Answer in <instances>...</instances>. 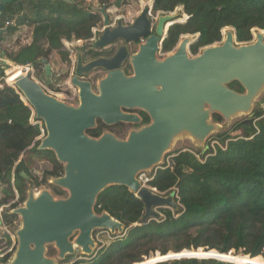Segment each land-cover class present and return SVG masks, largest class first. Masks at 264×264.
Here are the masks:
<instances>
[{
  "label": "water",
  "instance_id": "obj_1",
  "mask_svg": "<svg viewBox=\"0 0 264 264\" xmlns=\"http://www.w3.org/2000/svg\"><path fill=\"white\" fill-rule=\"evenodd\" d=\"M15 1L0 0V18ZM99 11L104 18L102 31L88 54L77 51L70 79L77 89V104L50 94L31 70L11 84L45 126L46 135L37 150L52 151L63 165L64 174L49 177V185L68 196L58 197L50 187L31 186L23 205L10 212L20 217L14 230L16 247L9 260L0 264H68L78 253L96 258L98 230L113 236L126 233L121 221L107 211H96L99 196L112 186L127 187L143 201L142 222L160 219L158 210L178 211L177 190L169 195L156 193L142 186L139 176L160 168L178 140H189L202 150L211 136L234 119L252 115L264 92V30H257L253 42L241 44L236 30L226 28L220 44L196 56L189 49L200 35H186L173 52L161 56L170 28L185 22L178 15H157L152 3L131 23L120 18L113 24L106 8ZM150 11L157 16L154 22ZM107 48H113V53L89 58L92 51ZM44 63L50 75L51 65ZM98 70L104 74L94 81L86 79ZM234 82L242 91L230 87ZM140 112L149 117V123L143 124ZM216 115L222 120L215 121ZM100 122L109 129L134 127L124 138L111 130L91 136L89 131L98 129ZM243 123L251 124L249 119ZM21 176L29 179L25 172ZM50 247L56 250L55 256H49ZM181 254L168 259L188 257Z\"/></svg>",
  "mask_w": 264,
  "mask_h": 264
},
{
  "label": "trees",
  "instance_id": "obj_2",
  "mask_svg": "<svg viewBox=\"0 0 264 264\" xmlns=\"http://www.w3.org/2000/svg\"><path fill=\"white\" fill-rule=\"evenodd\" d=\"M71 1L73 3L64 0H16L8 5L2 27L18 18L16 24L6 28L9 34H14L23 25L34 26L32 42L16 50L3 48L1 42L4 39L0 38L4 58L13 64L10 68L32 65L35 77L40 78L46 74L44 60L50 63L53 52H58L64 61L70 62L64 41H83L81 49L84 52L90 49L93 30L103 26V15L86 0ZM99 2L106 9L112 6L109 0ZM152 2L155 12L171 13L183 8L188 16L185 23L170 28L163 43V53L171 52L186 35H200L190 46L191 52L197 54L200 49L221 42L226 28L236 30L239 43L253 40L254 30H264V0ZM2 77L4 70L0 65V194L5 195L0 199V206L16 199L14 181L19 200L4 214L5 224L13 227L19 218L10 211L26 199V180L21 173L33 178L32 163L28 159L35 157L52 163L43 179H37V186L47 185L49 177L63 175L64 168L52 151L37 150L41 131L38 125L31 123L33 111L18 89ZM230 87L242 91L237 82ZM143 117L144 122L149 121L146 114ZM214 118L222 120L217 115ZM243 127L242 135H218L217 139L225 147L217 146L216 151L201 155L202 159L197 156L200 153L192 150L177 151L170 155L169 162L152 172L150 185L158 192L169 195L177 190L178 211L162 209L160 219L142 222L145 205L141 199L124 186L107 188L98 198L96 211H107L121 221L126 233L100 249L96 258L78 260L73 264H136L156 251L163 255L171 251H193L189 256L220 261L239 256L237 259H244L245 264H264L259 257L264 255V107L258 106L251 124ZM106 129L109 128L100 122L98 129L89 131V134L98 137ZM172 241L176 244L171 247ZM205 246L209 251L201 248ZM233 248L246 249V254L251 257L222 254ZM49 255H56V250L50 248ZM11 256L12 253L8 254L2 261L6 262ZM158 259L139 264H151ZM160 264H215V261L180 259Z\"/></svg>",
  "mask_w": 264,
  "mask_h": 264
},
{
  "label": "rangeland",
  "instance_id": "obj_3",
  "mask_svg": "<svg viewBox=\"0 0 264 264\" xmlns=\"http://www.w3.org/2000/svg\"><path fill=\"white\" fill-rule=\"evenodd\" d=\"M119 2L120 3V6L121 7H117L121 12V14H125L126 12H134L135 14L137 13H141V11L150 6L152 4V0H141V1H135V0H114L113 1V4L114 3H117ZM111 6V5H110ZM109 7V6H108ZM115 6H111L107 12L109 10H111L112 8H114ZM101 8H105V7H101ZM116 13V12H115ZM174 15H178V20L179 21H185L188 19V16L184 13L183 9L182 8H177L174 12H172ZM114 18H115V15L113 12H111L110 14V19L112 21V23L114 22ZM184 22V23H185ZM114 24V23H113ZM225 31H228V29H224L223 31V39H224V33ZM257 32V30H254L253 31V40L255 38V33ZM195 35H193L192 37H194ZM183 39V37L181 38V40ZM222 39V41H223ZM180 40V41H181ZM253 40L250 41L253 42ZM179 41V42H180ZM221 41V42H222ZM221 42H218V43H215L214 45L216 44H220ZM246 43H249V42H246ZM90 49H91V44H92V41H90ZM242 44V43H241ZM82 45V44H80ZM88 45V44H86ZM178 47V44L176 45V47L171 51L173 52L176 48ZM80 48H77V51L79 50ZM88 49L86 51V53L88 54V51L90 50ZM205 49V48H202L200 49V51L197 53V54H193L191 52V50L189 49V53L191 56H196V55H199L201 53V51ZM83 50V49H82ZM102 51V50H100ZM105 53L107 51H110L112 54L113 53V48H107L104 50ZM96 52H98V50H95V51H92V55H95ZM169 52V53H171ZM167 53V54H169ZM108 54V55H110ZM107 53L104 55V56H108ZM92 56H90L89 58H91ZM88 59V58H87ZM6 62V61H5ZM1 63V67L2 69L4 70V81L8 84H12L10 82H8V78H9V75L11 74V71L14 70L16 67H12V68H9L11 67L10 64L8 63V65H6V63ZM51 62V60H50ZM53 62V61H52ZM67 66V65H66ZM46 71V70H45ZM59 72H62L64 73L63 74V77L67 76L68 74V69L67 67H63L62 69L59 70ZM100 74V75H103V71L101 70H98L95 72V77L94 78H97V74ZM54 73V72H53ZM65 75V76H64ZM38 78V77H37ZM55 73L53 74V77L52 76H47L46 74L45 75H42V77L38 78L40 81L43 82V84H45L47 87H49L50 89H53V90H56L54 88V86L52 85L53 84V81H55ZM94 81V80H93ZM57 91V90H56ZM261 107H264V92L263 94L258 98L257 100V103L255 104V109L260 106ZM254 109V111H255ZM254 114V113H253ZM253 114L252 115H249V116H244V117H241V118H236L234 119L229 125L225 126V128L221 131H219L218 133L214 134L213 136H211L209 138V140L207 141V144L205 147L202 148V150H197L196 148H194V146L192 145V143L189 141V140H186V139H181V140H178L176 142V145L174 147V149L168 153L165 157V160L163 161V163L161 165H164L165 163L169 162L171 160V156L172 154L176 153L177 151H186V150H192L193 152L195 153H200V155H197L199 159H202V156L203 154L213 150L212 152L216 151V148L217 146H220V147H223L224 144L221 142V140L217 139L218 135L220 134H231V135H242L244 133V127L243 126H246V124L243 123V121H245L246 119H249L250 120V123L252 121V118H253ZM215 121H217L215 118H214ZM214 121V122H215ZM221 124L224 125V122H222ZM134 126H129V125H126L125 128H121V127H112L110 129H106V130H111L113 133H115L117 136L121 137V138H124L127 134V132L132 129ZM225 147V146H224ZM199 151V152H198ZM211 153V152H210ZM173 157V156H172ZM30 163H32V174H33V178H29L26 180V193L28 191V189L33 186L35 189H40L42 187H50L51 191L58 197H67L68 196V193L67 192H64L63 194H59L57 191L60 190L62 191L61 189L59 188H55L53 186H50L49 183L45 186H37L36 185V182H37V179L39 180H42L43 177H44V173L46 170H49L52 168V163L50 161H40L38 159H36L35 157L33 158H30L28 159ZM145 175L147 176H150L152 173H144ZM141 176V175H140ZM13 184H14V181H13ZM15 195H18L16 192H15ZM5 195L3 193L0 194V199L1 198H4ZM17 197V196H16ZM177 201V198L175 199ZM15 201V200H14ZM14 201H12L11 203H13ZM178 202V201H177ZM9 205V204H7ZM23 203L21 204H18V207L22 206ZM16 207V208H18ZM15 208V209H16ZM9 209V208H8ZM172 210V209H171ZM6 211V210H5ZM160 212V214L163 216V214L161 213V210H158ZM174 211V210H173ZM11 212V211H10ZM18 221L14 224V226L12 228H10L11 232H14V230L19 227L20 225V217H18ZM5 233V234H3ZM99 234H101L100 236H98ZM15 236V235H14ZM120 235L119 234H116V236L114 237H119ZM123 236V235H122ZM11 240H14L13 237H11L10 235H8V233H6L5 231H3L1 228H0V253H4V252H7L9 251V249H11L13 246H12V243H11ZM95 240L97 242V250L96 252L99 253L100 249L108 246L114 239H111L109 238V235L108 234H104L103 231L101 230H98L95 234ZM15 241H16V238H15ZM176 244V241H172L170 242V245L171 247L174 246ZM16 247V244L13 248ZM50 248H53V247H50ZM204 248H208V247H204ZM191 250V249H190ZM218 251V250H216ZM174 251H171L170 253H173ZM219 252V251H218ZM14 253V250L12 252V254ZM243 253V250H240L238 252V254H242ZM50 256V255H49ZM55 256V255H54ZM52 257V256H51ZM82 257V258H81ZM261 257L263 260H264V255H261L259 256ZM85 257L84 256H81L79 253L78 255H76L75 257H73L72 261H70L68 264H71V263H74L76 261L79 260H82L84 259Z\"/></svg>",
  "mask_w": 264,
  "mask_h": 264
},
{
  "label": "built area",
  "instance_id": "obj_4",
  "mask_svg": "<svg viewBox=\"0 0 264 264\" xmlns=\"http://www.w3.org/2000/svg\"><path fill=\"white\" fill-rule=\"evenodd\" d=\"M152 3H153V2H152ZM148 7L151 9V8H152V4H151L150 6H148ZM108 9H109V8H108ZM108 9H107V10H108ZM159 14H160V12H157V15H159ZM150 16L152 17V21H153V22L157 19V16H155L154 14H151V11H150ZM119 19H120V18H119ZM125 22H126V21H125ZM113 23L115 24V21H114ZM11 24H12V22H6V24H5V28H7V27H8L9 25H11ZM98 31H99V29H96V28L93 30L94 37L91 39V41H93V40L96 39L97 34L99 33ZM101 31H102V29H101ZM78 42H79V41H78ZM65 44H66V46L69 45V43H68L67 41H66ZM1 50H2V48H1V46H0V52H1ZM71 53H72V56L74 55L75 58H76V52H75V50H71ZM160 55H161V56H164V55H166V53H163V52L161 51ZM5 60H6V59H5L4 57L1 58L0 65H1V63H4L3 61H5ZM75 61H76V60H74V59L71 60V62H72V67H71V70L68 72L67 76L64 75L65 77H63V74H64V73L59 72V71L55 72V78H54L55 81H53V84H52V85L54 86V88H55L57 91H56V90H53V89H50V88L47 87L45 84H43L42 81H40L39 79H37V78L35 77V69H34V67H33L32 65H25V66H20V67L22 68L23 73H25V72L31 70V71L33 72V76L35 77V79H36V80H37V81H38V82H39V83L45 88V90L48 91L50 94H53V95H55V96H58V97L62 98L63 100L69 101V102H71V103L77 104V102H78L77 89L71 85V81H70V79H71V77H72V75H73V73H74ZM100 74H102V73L99 72V74H97V76L100 75ZM95 76H96V75H95V72H94V73L90 74L89 76H87L86 79H88V80H92V81H93V80L96 79V78H94ZM2 79H4V77H2ZM0 81H1V79H0ZM0 87H2V86L0 85ZM22 97H23V96H22ZM23 100H24V98H23ZM24 101H25V100H24ZM27 104H28V103H27ZM32 111H33V110H32ZM31 123L39 126L40 131H41V134H40V136L37 138V141L41 140V139L46 135L45 126H44V124H43L42 121L37 120L36 115H35L34 112L32 113V116H31ZM139 180L141 181L142 186L147 187L148 189H151V190H153V191L156 192V193L162 194V193L158 192L156 188H153V187L150 185V182L153 180V175L147 176V175H145V174H142L141 176H139ZM13 186H14V190H15V192L18 194V191H17L16 188H15V184H13ZM163 195H165V194H163ZM16 196H17V197H16V199H15V201H14L13 203H11V202H12V201H11V202L9 203V205H1V206H0V217H1V221H2V225H0V228H1L3 231H5L6 233H8V235H10L11 237H13V239H15L14 232H11V231H13V230L10 229V228H12V227L7 226V225L5 224V222H4V214H5V212L8 210V208L10 209V207H11L12 204L16 203V202L19 200V194L16 195ZM5 210H6V211H5ZM10 230H11V231H10ZM103 233H104V234H108V235H109V238H111V239H115V238H117V237H114L113 235H111V233L108 232V231H103ZM100 235H101V234H99L98 236H100ZM119 237H121V236H119ZM201 248L204 249V250H206V251H209L208 248H204V247H201ZM13 249H14V248L12 247L11 249H9V251L4 252V253H0V261H2V260H3L8 254L12 253V252H13ZM198 249H200V248H198ZM198 249H191V250L196 251V250H198ZM240 250H243L242 255H248V256L251 257L250 254H246V249H240ZM240 250H236V249L233 248V249L229 250L228 252H224V253L220 252V253H222V254H227V253L231 254V253H233V254H235V255H238V252H239ZM158 256H160V258H159L156 262L151 263V264H160V263H163V262H166V261L180 260V259H199V258H197V257L192 258L191 256H188L187 258L168 259L169 254H168V255H163L160 251H156L154 254L150 255L149 257H148V256H145L144 259H143V261H141V262H139V263L150 262L153 258H156V257H158ZM84 259H85V258H84ZM199 260H213V261H215V263H216L217 261H220V260H217V259H208V258H202V259H199ZM222 262H223V261H222ZM139 263H136V264H139ZM225 263H230V262H225Z\"/></svg>",
  "mask_w": 264,
  "mask_h": 264
},
{
  "label": "crops",
  "instance_id": "obj_5",
  "mask_svg": "<svg viewBox=\"0 0 264 264\" xmlns=\"http://www.w3.org/2000/svg\"><path fill=\"white\" fill-rule=\"evenodd\" d=\"M86 1L88 3H90L93 6V8L98 9V10L101 9L99 0H86ZM113 1L114 0H109V3H111V5L112 6H115V7L112 8L111 10H109L108 13L109 14H111V12L114 13V15H115V18H114L115 23L117 22V20L119 18H122V19H124L126 21L125 22L126 24H129V23H131L133 21V19H135L139 15V13L138 14L137 13L135 14L134 12H130V11L129 12H126L125 14H121L120 13L121 11L117 8V7H121L120 6V3L117 2V3H114L113 4ZM7 7H8V5H7ZM7 7H6V10H7ZM3 19H4V15L2 16V18H0V29H3L4 30L2 33H0V38H3L4 39L1 42V45H2L3 48L15 49L16 50L20 46H22V45H29L32 42L34 26L23 25V26H20L18 28L17 32H15L14 34H9L8 31L6 30V28L5 27H2V23H4ZM17 19L18 18H15L12 21V24H16ZM96 29L101 30L102 29V26L99 27V28H96ZM65 43H66V41H64L65 49L67 51H69V53H70V56H69L70 62L64 61L63 58H62V56L58 52H56V51L53 52V54L50 57L51 62L49 63L51 65V70L52 71H51V74L50 75H48L46 73V75L48 77L49 76H52L53 77V74L55 72L59 71L60 69H62L63 67H67L68 72H69L71 70V67H72L71 60L72 59L76 60L75 56L74 55L72 56L71 50H75L76 56H77V48H80L81 49L82 48V45L84 44L83 41H79V42H68L69 43L68 46H66ZM80 44H82V45H80ZM1 53H3L2 50H1ZM3 57H4L3 55L2 56L0 55V61H1V58H3ZM5 61H3V62H5ZM3 234H5V233H3ZM11 243H12V246L14 247L15 244H16L15 239L14 240H11ZM182 255L189 256L190 255V252H185ZM238 257L239 256L229 257L230 259L228 261H226V262H231V263L237 262V261H239V259H237ZM241 260H243L244 261V264H245V260L244 259H241Z\"/></svg>",
  "mask_w": 264,
  "mask_h": 264
},
{
  "label": "bare ground",
  "instance_id": "obj_6",
  "mask_svg": "<svg viewBox=\"0 0 264 264\" xmlns=\"http://www.w3.org/2000/svg\"><path fill=\"white\" fill-rule=\"evenodd\" d=\"M5 63H6V65H8V63H9L10 66H13V64L7 59H6ZM21 74H23L22 68L21 67H16L14 70L11 71V74L9 75V78H8V82L10 81L12 83ZM184 252H188V251H183L181 253H184ZM190 252H193V251H190ZM194 253H198L199 254V253H205V252H194ZM174 254H179V253H169V255H174ZM244 257H247V256H244ZM157 258H160V257H157ZM154 259H156V258H154ZM199 259H201V258H199ZM223 262H226V261H223ZM232 264H244V261L239 259V261L234 262Z\"/></svg>",
  "mask_w": 264,
  "mask_h": 264
},
{
  "label": "flooded vegetation",
  "instance_id": "obj_7",
  "mask_svg": "<svg viewBox=\"0 0 264 264\" xmlns=\"http://www.w3.org/2000/svg\"><path fill=\"white\" fill-rule=\"evenodd\" d=\"M169 53V52H168ZM106 53H105V51L104 50H102V51H98V52H96V54L95 55H92V58H99V57H102V56H104ZM167 54V53H166ZM139 114H141L142 116H144V114L143 113H139ZM143 120H144V117H143ZM147 123H149V121L148 122H144L143 121V124H147ZM125 126L126 125H121V126H118V127H121V128H125Z\"/></svg>",
  "mask_w": 264,
  "mask_h": 264
},
{
  "label": "clouds",
  "instance_id": "obj_8",
  "mask_svg": "<svg viewBox=\"0 0 264 264\" xmlns=\"http://www.w3.org/2000/svg\"><path fill=\"white\" fill-rule=\"evenodd\" d=\"M82 258V257H81ZM85 259H87V258H85ZM79 260V259H78ZM75 263V262H74ZM71 264H73V263H71Z\"/></svg>",
  "mask_w": 264,
  "mask_h": 264
}]
</instances>
